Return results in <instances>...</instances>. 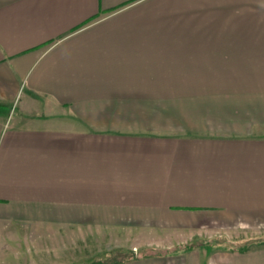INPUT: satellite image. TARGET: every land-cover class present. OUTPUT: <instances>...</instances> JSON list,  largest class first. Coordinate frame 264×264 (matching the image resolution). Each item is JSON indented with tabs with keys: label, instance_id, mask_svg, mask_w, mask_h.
Here are the masks:
<instances>
[{
	"label": "crops",
	"instance_id": "obj_1",
	"mask_svg": "<svg viewBox=\"0 0 264 264\" xmlns=\"http://www.w3.org/2000/svg\"><path fill=\"white\" fill-rule=\"evenodd\" d=\"M242 88L264 90V0H0V252L51 219L264 223V136L203 117Z\"/></svg>",
	"mask_w": 264,
	"mask_h": 264
},
{
	"label": "rangeland",
	"instance_id": "obj_2",
	"mask_svg": "<svg viewBox=\"0 0 264 264\" xmlns=\"http://www.w3.org/2000/svg\"><path fill=\"white\" fill-rule=\"evenodd\" d=\"M237 90L226 91L218 115L213 114L215 102L204 107L210 114L203 116L206 125L221 133L248 129L249 134L264 136V90ZM218 116L221 120H216ZM194 119H199L196 112ZM51 220L50 227L20 233L15 249L0 252V264H252L251 259L264 256V223L245 217L179 218L145 233L124 227L127 232L122 234L104 232L99 224ZM187 245L193 249L186 250ZM241 247L247 249L240 252Z\"/></svg>",
	"mask_w": 264,
	"mask_h": 264
},
{
	"label": "trees",
	"instance_id": "obj_3",
	"mask_svg": "<svg viewBox=\"0 0 264 264\" xmlns=\"http://www.w3.org/2000/svg\"><path fill=\"white\" fill-rule=\"evenodd\" d=\"M185 248H186V250H189V251L193 249V247L190 246V245H189V246H188V245L185 246ZM231 248H232V247H231ZM231 248L226 247L225 249H231ZM246 249H247V247H243V248L241 247V248H238L237 250L240 251V252H243V251H245ZM231 250H234V249L232 248ZM112 262H116V261H115V260H112ZM103 264H104V263H103ZM105 264H106V263H105ZM107 264H108V263H107Z\"/></svg>",
	"mask_w": 264,
	"mask_h": 264
}]
</instances>
